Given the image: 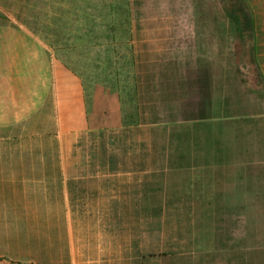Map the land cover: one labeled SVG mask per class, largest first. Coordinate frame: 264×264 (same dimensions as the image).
I'll use <instances>...</instances> for the list:
<instances>
[{
	"label": "crops",
	"instance_id": "obj_1",
	"mask_svg": "<svg viewBox=\"0 0 264 264\" xmlns=\"http://www.w3.org/2000/svg\"><path fill=\"white\" fill-rule=\"evenodd\" d=\"M251 19L242 37L251 36L258 74L242 65L238 84L195 77L178 92L170 88L179 94L175 108L149 124H162L153 144L173 147L174 155H113L105 168L114 175L110 184L88 188L86 161L53 155L56 131L70 128L58 118L49 45L0 6V264H167L172 243L175 264H264V11ZM188 94L190 104L183 102ZM49 145L50 155L31 152ZM93 171L103 178V166ZM157 172L170 185L158 194L173 197L162 202L175 212L173 221H152L150 193L134 181L146 183ZM30 188L32 200H25ZM23 206L65 213L62 235L32 232L45 225L28 215L32 223L21 221Z\"/></svg>",
	"mask_w": 264,
	"mask_h": 264
},
{
	"label": "rangeland",
	"instance_id": "obj_2",
	"mask_svg": "<svg viewBox=\"0 0 264 264\" xmlns=\"http://www.w3.org/2000/svg\"><path fill=\"white\" fill-rule=\"evenodd\" d=\"M34 1L0 0V6L27 27L20 16L24 7L30 8L25 4L34 5ZM242 1L252 12L264 11V0ZM130 3L131 37L124 41L112 46L75 48H54L48 44L59 79L58 118L62 126L70 128L65 132L56 131L53 155L69 157L72 162L86 161L81 166L87 167L88 188L110 184L114 175L111 176L105 168L109 167L107 161L113 155H130L136 159L174 155L173 147L164 150L154 146L153 139L164 134L163 126L149 123L163 122L164 114L175 108L177 92L185 86L186 80L210 77L215 85L222 81L238 84L242 81V61L248 62L246 51L250 49L251 36L242 37V32L234 31L230 18L223 11L225 0H130ZM243 19L240 22L242 29L248 28ZM244 45H248L246 49ZM253 70L248 67L252 76L255 75ZM170 88H176L177 92L171 94ZM186 97L187 102H183L190 104V95ZM127 127L130 129L126 130ZM23 151L24 154L26 148ZM31 152L50 155L51 148L50 145L43 150L34 147ZM96 166L104 167L102 179L93 171ZM149 176L146 183L134 181L140 191L150 193L152 221H173L175 212L162 205L165 198L173 197L158 194L170 185L159 172ZM43 185L51 188L46 182ZM53 187L59 192L62 180H54ZM127 188L134 191L136 187L130 184ZM29 191L23 192V198L32 200L34 190L30 188ZM55 199L58 200L59 196ZM25 211V207L18 211L21 221L32 223L27 220L28 215L37 221V225H45L31 228L35 234L62 235L65 218L62 211ZM13 230L15 232L12 228L5 229ZM19 231L25 232L23 236H26L29 230L22 228ZM40 237L41 241L47 238ZM167 248V264H175L174 244Z\"/></svg>",
	"mask_w": 264,
	"mask_h": 264
},
{
	"label": "trees",
	"instance_id": "obj_3",
	"mask_svg": "<svg viewBox=\"0 0 264 264\" xmlns=\"http://www.w3.org/2000/svg\"><path fill=\"white\" fill-rule=\"evenodd\" d=\"M225 1L226 6L223 7V11L230 18L234 31L242 32L241 18L245 19L248 28L253 26L252 11L247 4L242 0ZM34 2V5L25 4L30 8L24 7L27 13L23 9L20 19L54 48L112 46L118 41L131 37L130 0H35ZM249 48L246 51L248 62L244 59L242 61L243 69L246 67L248 71V67L251 66V70L254 69V73L258 74L254 45L250 44Z\"/></svg>",
	"mask_w": 264,
	"mask_h": 264
}]
</instances>
